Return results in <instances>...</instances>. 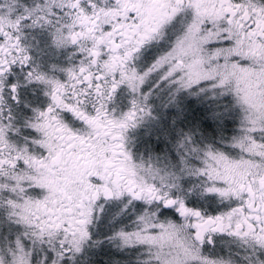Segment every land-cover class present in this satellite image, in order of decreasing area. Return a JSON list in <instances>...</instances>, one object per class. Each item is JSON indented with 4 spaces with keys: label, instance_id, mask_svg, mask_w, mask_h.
<instances>
[{
    "label": "snow or ice",
    "instance_id": "1",
    "mask_svg": "<svg viewBox=\"0 0 264 264\" xmlns=\"http://www.w3.org/2000/svg\"><path fill=\"white\" fill-rule=\"evenodd\" d=\"M0 264H264V0H0Z\"/></svg>",
    "mask_w": 264,
    "mask_h": 264
}]
</instances>
